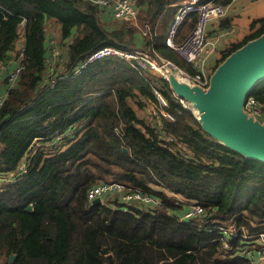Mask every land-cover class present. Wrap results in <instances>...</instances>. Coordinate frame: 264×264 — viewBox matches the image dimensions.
<instances>
[{
	"label": "trees",
	"instance_id": "obj_1",
	"mask_svg": "<svg viewBox=\"0 0 264 264\" xmlns=\"http://www.w3.org/2000/svg\"><path fill=\"white\" fill-rule=\"evenodd\" d=\"M133 1L137 25L104 19L92 0H0V66L19 55L22 62L0 105V175H20L0 187V255L15 254L4 264H253L173 211L128 214L86 198L96 182L115 180L159 196L171 209L177 205L168 192L201 204L212 218L236 222L251 233L264 229V161L208 134L166 80L117 56L73 74L91 49L106 44L145 49L191 70L165 44L168 25L184 0ZM196 21L191 13L179 24L175 43ZM54 25L58 57H65L68 75L57 77L62 72L56 69L57 78L47 87L45 41ZM250 29L222 52L212 71L264 32V16L252 20ZM155 89L173 117L160 115L158 129L133 106L152 102L157 107ZM248 95L264 104V78ZM160 132L173 142L161 141ZM28 150L27 169L18 170ZM29 203L31 211L25 209Z\"/></svg>",
	"mask_w": 264,
	"mask_h": 264
},
{
	"label": "built area",
	"instance_id": "obj_2",
	"mask_svg": "<svg viewBox=\"0 0 264 264\" xmlns=\"http://www.w3.org/2000/svg\"><path fill=\"white\" fill-rule=\"evenodd\" d=\"M100 6L111 5L112 15L115 19L136 22L137 8L133 0H92ZM226 9L224 3L220 0H206L198 2L196 0H184L178 4L174 17L170 21L165 37V44L173 48L181 55L190 65L191 70H187L176 64L170 59L160 56L157 53H150L148 50L138 47L120 48L115 45H101L91 49L79 64V68L86 66L88 63L95 62L107 56H117L128 62L139 71H151L159 77L169 81L170 77L185 82L189 85H197L206 90L209 85L211 73L207 69L208 58L216 51V41L207 37L206 23L211 19L221 17ZM191 13H196L197 21L190 33L180 43H175L174 37L179 24ZM55 37V36H54ZM49 53L52 59L48 58V66L53 68L55 59L58 57L60 50L54 38H50L48 45ZM22 64L9 72L7 78L9 84H13L19 77ZM53 81L49 84L51 87ZM156 95L157 109L150 114V124L156 129L161 125L159 116L172 120V115L165 110L167 99L160 91L154 90ZM183 107L187 108V102L184 98L177 97ZM243 110L253 119L264 123V104L256 98L248 95L243 104ZM159 139L164 142H173V138L166 132L159 133ZM173 196L175 205L185 207L181 220L194 224L206 233H213L212 241L219 242L224 250L231 253V250L246 258L253 264L260 262L264 256V230H258L255 233L236 222L220 221L212 218L209 212L199 203L189 201L182 196L168 192ZM105 197L108 198L103 201ZM86 198L92 202L100 198L102 203H110L114 208L123 213L138 214L148 209L152 205L166 210L171 209L159 196L152 195L142 190L134 189L116 181H102L95 183L86 191ZM172 210V209H171ZM261 224H258V226ZM255 250L256 256L252 253ZM260 254V256H259Z\"/></svg>",
	"mask_w": 264,
	"mask_h": 264
},
{
	"label": "water",
	"instance_id": "obj_3",
	"mask_svg": "<svg viewBox=\"0 0 264 264\" xmlns=\"http://www.w3.org/2000/svg\"><path fill=\"white\" fill-rule=\"evenodd\" d=\"M261 78H264V32L225 57L211 73L206 90L175 77H170L168 83L176 97L186 100L187 108L208 134L247 157L264 161V123L243 110L253 84ZM100 202V198L92 201ZM26 210H32L30 203ZM103 251L106 252L105 247ZM14 257L11 253L9 262Z\"/></svg>",
	"mask_w": 264,
	"mask_h": 264
},
{
	"label": "crops",
	"instance_id": "obj_4",
	"mask_svg": "<svg viewBox=\"0 0 264 264\" xmlns=\"http://www.w3.org/2000/svg\"><path fill=\"white\" fill-rule=\"evenodd\" d=\"M97 5L102 10L104 14V19L113 17L111 5L103 6V7L100 6L99 4ZM224 6L226 11L221 17L216 19H211L206 23L207 37L216 41V48H217L215 53H213L208 58L207 69L209 70V72L211 68L214 66V64L217 62V60L221 57L222 52L226 48H228L232 43L240 41L245 35H247L251 31L250 23L252 22V20L264 16V0H230L227 3H224ZM48 26H50V24H48ZM53 29H55L56 32L58 31V27L56 25H54ZM53 29H49L47 33V38L45 41V47L47 49H48V45H50V38H54L57 46H59L58 33H55ZM136 40L139 41L140 36L137 35ZM20 47H22L21 43L18 45V48ZM46 58H47L46 63L48 66V58L52 59L49 53V49H48V53L46 54ZM62 60L65 61V57ZM62 60L59 61L56 58L55 65L53 66V68H50L48 66L50 78L45 80L47 87L52 81L54 82V80L57 77H66L68 75V73H63L65 64L64 65L62 64ZM21 64H22L21 57L19 55L16 59H11L10 62H4L0 66V105L7 94L8 88H10L18 80L17 79L13 84L10 85L7 78L9 72H11L13 69H15L17 66ZM56 69L60 70L62 72V75L55 77L54 71ZM80 69L81 68H79V65L75 67L73 70V74L80 73ZM147 107L148 106L144 107L143 109L147 110ZM151 112L152 111L150 110L148 115H150ZM152 204L153 203H150L151 206L147 209V211L156 213L159 208L153 206ZM152 209H156V211L154 212ZM184 209L185 207L180 208V206L177 205L176 208L172 210L169 209L167 210V212L173 211V213L178 217V219H180L182 218V213ZM252 253L258 256V254L255 253V250H253ZM10 254H8V261ZM236 255L239 254L237 253ZM261 257L264 258V256L262 255ZM261 259L260 262H264L261 261Z\"/></svg>",
	"mask_w": 264,
	"mask_h": 264
},
{
	"label": "rangeland",
	"instance_id": "obj_5",
	"mask_svg": "<svg viewBox=\"0 0 264 264\" xmlns=\"http://www.w3.org/2000/svg\"><path fill=\"white\" fill-rule=\"evenodd\" d=\"M135 24L137 25V20H136ZM53 30L55 31V29H53ZM55 33H57V32L55 31ZM62 64L64 65L65 64V61L62 60ZM212 72L213 71L211 70V73ZM133 106H134V108H135V110L137 112V115L140 116V117H142V118L146 117V119H147L148 122H150V115H148L149 111L150 110L151 111H156V109H157L156 104H153L152 102H150L148 105H146V106H148L147 107V110L146 109H143V108H140L139 109V108L136 107L135 104H133ZM247 115H249V114L247 113ZM41 139L44 140V137H42ZM46 141L48 142L49 140H46ZM39 144H41V143H39ZM42 144H44V143H42ZM60 148H61V150H64V145H62ZM28 156H29V150H28V153L24 157L23 163H21L19 165L18 170L19 169H22V170L26 171L27 166H26L25 162L30 160V159L28 160ZM18 174H19L18 172L12 171V172H8L7 174L0 175V179H1V181H0V187H1V184H3V183H6V184L7 183H14V181H16L17 178L20 176ZM99 182H102V181H98V182H96V184L99 183ZM116 182H119V181H116ZM121 183H123V182H121ZM123 184H125L127 186H132V185H129V184H126V183H123ZM133 188L134 189H139L138 187H133ZM157 188H159V187H157ZM0 190H2V188H0ZM170 196L173 198L172 195H170ZM107 198H108V200L109 199H113L112 197H105V198H103V201H105ZM145 210L147 211V209H145ZM7 259H8V254H5L4 253V254L0 255V264H4Z\"/></svg>",
	"mask_w": 264,
	"mask_h": 264
},
{
	"label": "bare ground",
	"instance_id": "obj_6",
	"mask_svg": "<svg viewBox=\"0 0 264 264\" xmlns=\"http://www.w3.org/2000/svg\"><path fill=\"white\" fill-rule=\"evenodd\" d=\"M195 112L197 113L196 109H195Z\"/></svg>",
	"mask_w": 264,
	"mask_h": 264
}]
</instances>
